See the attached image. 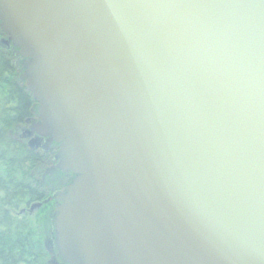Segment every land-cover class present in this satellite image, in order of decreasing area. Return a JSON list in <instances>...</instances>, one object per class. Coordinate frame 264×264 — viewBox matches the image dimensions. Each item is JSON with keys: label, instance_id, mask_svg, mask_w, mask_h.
<instances>
[{"label": "water", "instance_id": "obj_1", "mask_svg": "<svg viewBox=\"0 0 264 264\" xmlns=\"http://www.w3.org/2000/svg\"><path fill=\"white\" fill-rule=\"evenodd\" d=\"M0 27L39 104L32 148L58 143L74 175L46 248L264 264V0H0Z\"/></svg>", "mask_w": 264, "mask_h": 264}, {"label": "trees", "instance_id": "obj_2", "mask_svg": "<svg viewBox=\"0 0 264 264\" xmlns=\"http://www.w3.org/2000/svg\"><path fill=\"white\" fill-rule=\"evenodd\" d=\"M1 31V29H0ZM0 46V264H49L43 236L18 216L22 206L46 198L44 169L55 153L32 151L16 139V125L30 116L33 97L17 82L10 54Z\"/></svg>", "mask_w": 264, "mask_h": 264}, {"label": "flooded vegetation", "instance_id": "obj_3", "mask_svg": "<svg viewBox=\"0 0 264 264\" xmlns=\"http://www.w3.org/2000/svg\"><path fill=\"white\" fill-rule=\"evenodd\" d=\"M1 29V27H0ZM0 46L2 48V52L10 54V59L12 61V65H14L16 69V77H17V82L22 86L25 87L24 82L21 80V74H22V62L24 58L19 55V49L16 47L11 41L8 40V35H6L3 30L1 29L0 31ZM26 91L27 88L25 87ZM29 92V91H28ZM33 97V96H32ZM38 107L39 104L38 102L33 98L32 104H31V109H30V116L27 117L24 122H20L16 125V128H22L26 126V131L25 133L20 132L18 137V141L20 143L26 144L32 151H38L42 150L44 152H53L55 153V167L52 168L50 172V178H49V183L44 180V182L48 185L47 186V193H46V198H43L42 201L39 202H44L45 200H48L43 204V206L40 208L44 212V217L42 224L45 227L46 234L44 236V246L48 254L51 255L52 258H56L55 261H57V264H65V262L62 260L59 250L55 243L50 245L48 248H46L45 241L49 238L52 240L54 239V224H53V216L54 212L56 210L57 205L60 202V194L65 192L66 187L72 182L74 175L72 172L66 173L63 170L57 168V164L59 162V159L56 158V154L60 148V145L56 142H48L47 138H42L41 148L39 146H35V148H32V144L35 143V138L38 137L37 133L32 129V125L36 123L39 120L38 116ZM34 203V202H33ZM32 203V204H33ZM27 205V204H26ZM31 204L27 205V207H24L26 210H28V207H30ZM50 262V261H49ZM50 264V263H49Z\"/></svg>", "mask_w": 264, "mask_h": 264}, {"label": "rangeland", "instance_id": "obj_4", "mask_svg": "<svg viewBox=\"0 0 264 264\" xmlns=\"http://www.w3.org/2000/svg\"><path fill=\"white\" fill-rule=\"evenodd\" d=\"M25 127L26 126H24L22 128L17 127L16 130L13 131L14 136L18 137L20 132L25 133V131H26ZM39 148L43 149L41 147H39ZM55 164H56V162H54V163L52 162V163H49V164L47 163V167H46V169H44L43 177H44V180L47 182V184L49 183L50 172H51L52 168L55 167ZM24 207H27V205L26 206L25 205L22 206L21 207L22 210L23 209L25 210ZM28 209H29V207H28ZM20 210L21 209H19L18 212H20ZM43 214H44V212L42 210H40V208H39V209H37V210H35V211L31 212V213L28 212V210H25L24 213H22V214H20L18 216L27 218L30 221V223H32L33 226L36 227V229L39 231L40 235L43 236V240H44V236L46 234V231H45L44 225L42 224L43 217H44ZM48 255L49 256L47 258V261L49 262L51 260V255L50 254H48Z\"/></svg>", "mask_w": 264, "mask_h": 264}]
</instances>
